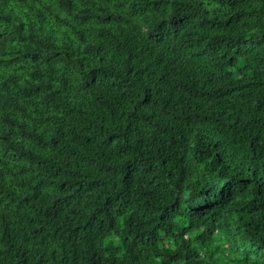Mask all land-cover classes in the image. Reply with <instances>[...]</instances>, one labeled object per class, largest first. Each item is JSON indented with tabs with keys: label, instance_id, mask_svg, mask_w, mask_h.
Returning <instances> with one entry per match:
<instances>
[{
	"label": "trees",
	"instance_id": "trees-1",
	"mask_svg": "<svg viewBox=\"0 0 264 264\" xmlns=\"http://www.w3.org/2000/svg\"><path fill=\"white\" fill-rule=\"evenodd\" d=\"M0 264H264V0H0Z\"/></svg>",
	"mask_w": 264,
	"mask_h": 264
}]
</instances>
